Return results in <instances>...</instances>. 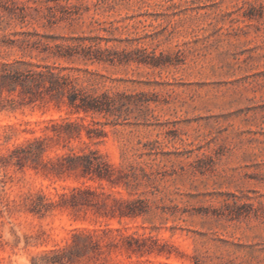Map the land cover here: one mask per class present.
Returning <instances> with one entry per match:
<instances>
[{
  "label": "rangeland",
  "instance_id": "obj_1",
  "mask_svg": "<svg viewBox=\"0 0 264 264\" xmlns=\"http://www.w3.org/2000/svg\"><path fill=\"white\" fill-rule=\"evenodd\" d=\"M0 264H264V0H0Z\"/></svg>",
  "mask_w": 264,
  "mask_h": 264
},
{
  "label": "trees",
  "instance_id": "obj_2",
  "mask_svg": "<svg viewBox=\"0 0 264 264\" xmlns=\"http://www.w3.org/2000/svg\"><path fill=\"white\" fill-rule=\"evenodd\" d=\"M99 2H102L104 0H98ZM98 60H101L98 58ZM149 64V63H148ZM153 64V63H152ZM51 76L53 77V74H51ZM77 102V97L71 99V103L75 104L76 106H78L79 108H82L83 110H93V111H101L103 108L99 106V104H97L96 100H88V101H82V103L80 105L76 104Z\"/></svg>",
  "mask_w": 264,
  "mask_h": 264
}]
</instances>
